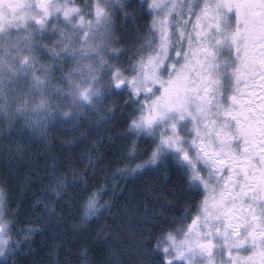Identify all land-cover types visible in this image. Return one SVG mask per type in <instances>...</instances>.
I'll list each match as a JSON object with an SVG mask.
<instances>
[{"label": "snow or ice", "instance_id": "obj_1", "mask_svg": "<svg viewBox=\"0 0 264 264\" xmlns=\"http://www.w3.org/2000/svg\"><path fill=\"white\" fill-rule=\"evenodd\" d=\"M125 92L131 111L118 136L128 159L147 153L131 172L169 160L200 198L179 227L145 206L149 238L135 247L134 264H264V0H0V264H25L33 250L24 246L43 231L9 237L16 220L6 219L8 175L31 167L32 147L50 129L76 128ZM98 159H89L93 169ZM51 161L46 182L24 174L29 189L40 184L33 208L46 201L43 214L59 218L83 199L86 225L112 207L86 177L61 175ZM87 252L80 249L84 264ZM53 255L49 264H71L50 248ZM109 264L124 262L114 252Z\"/></svg>", "mask_w": 264, "mask_h": 264}, {"label": "trees", "instance_id": "obj_2", "mask_svg": "<svg viewBox=\"0 0 264 264\" xmlns=\"http://www.w3.org/2000/svg\"><path fill=\"white\" fill-rule=\"evenodd\" d=\"M82 2L83 0H76L78 5ZM133 3L138 4L139 0H133ZM151 19L152 17H147L146 21L142 19L138 23H150ZM143 42L147 43V40ZM147 52L145 49L146 54ZM69 67L70 65H65L64 70L67 71ZM112 111L115 112L114 117L105 121L104 118ZM130 111L126 92L106 98L96 112H86L87 118L78 127L58 124L56 128L50 129L49 136L43 143L33 145L31 167L19 169L18 176L8 175L5 196L10 197V202L7 205L6 219L15 218L12 230L28 225H37L39 229H43L34 234L33 251L25 258V264H49L50 259H55L54 255L49 256L50 248L59 253L61 260L68 259L71 264H84L85 258L80 255L82 248L88 250L87 264H109L114 252L124 264H134L135 247L149 238L148 232L142 231L146 224H150L142 219L145 206L149 213L154 209H162L163 219L170 222L175 218L177 223L172 227H179V217L193 204L199 203L200 198L189 194L186 177L169 160L141 174L131 172L137 165L146 163L147 153L128 159L125 140L118 136L125 129ZM53 157L61 166V175L67 174L65 169H74L77 178L86 177L90 191L99 193V203H109L112 207L86 225L80 223L84 213L83 199L73 201L72 207L64 209L59 218L43 214V203L46 201H42L41 207L33 208L35 197L40 195V184L38 180H33L32 188L29 189L23 183L24 174L32 171L46 182L44 168L52 162ZM97 157L99 159L93 169L89 159L95 160ZM118 169L129 171L117 174ZM5 174L6 170L0 166V178ZM67 178L73 176L68 175ZM55 207L57 212H61L63 208L61 204H56ZM192 214H195L194 209ZM186 223H191V220ZM155 243L156 240L151 239L150 246Z\"/></svg>", "mask_w": 264, "mask_h": 264}, {"label": "rangeland", "instance_id": "obj_3", "mask_svg": "<svg viewBox=\"0 0 264 264\" xmlns=\"http://www.w3.org/2000/svg\"><path fill=\"white\" fill-rule=\"evenodd\" d=\"M99 40V36L97 37V41ZM73 178H69L68 181L70 180V182L72 181ZM26 228H38L37 225H28V226H21L19 227V229H16V230H12L10 233H9V237L12 239V240H23L26 233L23 231L24 229ZM34 234H31V236L29 237V243L27 245L24 246V251L27 252L28 251V248L30 247L31 249L33 248V238H34ZM235 255V253H234ZM241 255H247L245 253H242Z\"/></svg>", "mask_w": 264, "mask_h": 264}]
</instances>
